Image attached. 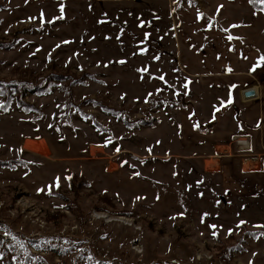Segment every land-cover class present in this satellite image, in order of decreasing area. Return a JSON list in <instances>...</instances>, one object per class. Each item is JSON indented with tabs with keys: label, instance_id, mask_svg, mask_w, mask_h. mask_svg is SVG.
<instances>
[{
	"label": "rangeland",
	"instance_id": "obj_1",
	"mask_svg": "<svg viewBox=\"0 0 264 264\" xmlns=\"http://www.w3.org/2000/svg\"><path fill=\"white\" fill-rule=\"evenodd\" d=\"M257 6L0 0V82L56 79L0 93V243L18 264H264L241 95L264 57Z\"/></svg>",
	"mask_w": 264,
	"mask_h": 264
},
{
	"label": "trees",
	"instance_id": "obj_2",
	"mask_svg": "<svg viewBox=\"0 0 264 264\" xmlns=\"http://www.w3.org/2000/svg\"><path fill=\"white\" fill-rule=\"evenodd\" d=\"M257 8L260 9L261 6L258 4ZM5 44H9V43H5ZM53 75L57 76L58 78L64 79V76H61L58 73ZM55 80H56L55 78L46 77L44 80L40 81L37 79L27 78L26 76L24 79L17 80L15 82H8V81L0 82V93L4 94L7 102H10L12 99L13 91L20 90L21 87H29L32 89V91L42 94V93L50 92L52 90L53 88L52 86L56 83ZM17 105L21 109L27 112L32 110H37L35 106L27 103L23 97L18 98ZM109 111L110 112L112 111V113H114L112 109H109ZM14 162L16 161H6L1 163H3L4 166H14ZM53 194L56 196L58 195L60 197L62 196L60 192H53ZM31 241L35 242L34 240ZM0 253L4 264H18L15 258V252H13L12 247L0 243ZM33 258L34 256L32 255V253L28 251L26 260L23 264H30V259Z\"/></svg>",
	"mask_w": 264,
	"mask_h": 264
},
{
	"label": "crops",
	"instance_id": "obj_3",
	"mask_svg": "<svg viewBox=\"0 0 264 264\" xmlns=\"http://www.w3.org/2000/svg\"><path fill=\"white\" fill-rule=\"evenodd\" d=\"M111 1V0H110ZM258 79L255 84L249 85L248 87H243L242 90L250 87H256L258 96L252 100H249V105H252V113L253 115L250 117L253 119L252 127L250 124L246 123L247 132H249L251 138H252V147L256 148L258 153L257 155L259 158L254 159L256 162H264L263 156V149H264V62L261 63V72L260 77L256 78ZM242 95V91H241ZM245 101V100H244ZM252 148V149H253ZM259 149V150H258ZM253 161V160H252ZM245 166L244 170L248 171L249 169ZM254 169V167H253ZM253 173V172H252Z\"/></svg>",
	"mask_w": 264,
	"mask_h": 264
},
{
	"label": "snow or ice",
	"instance_id": "obj_4",
	"mask_svg": "<svg viewBox=\"0 0 264 264\" xmlns=\"http://www.w3.org/2000/svg\"><path fill=\"white\" fill-rule=\"evenodd\" d=\"M249 2L250 3H253V4H259V5H261L260 11L264 12V0H249ZM229 39H232V37L230 36ZM260 59H261L262 62H264V57H261ZM160 79L163 80L164 78L161 76ZM185 87H187V85H185ZM228 103H231V100H229ZM110 142L111 141L109 140V143ZM117 151H119V149H117ZM66 179H71V177H66ZM59 182H60V178L57 177L56 180H55V186L56 187H59ZM51 188H52V185H49V191H51ZM240 223L243 224L245 222L244 221H241ZM209 227L215 229L216 228V225H210ZM258 227H264V225H259ZM231 231L232 230H229V234H231ZM212 234L215 236L216 235V232L213 231Z\"/></svg>",
	"mask_w": 264,
	"mask_h": 264
},
{
	"label": "water",
	"instance_id": "obj_5",
	"mask_svg": "<svg viewBox=\"0 0 264 264\" xmlns=\"http://www.w3.org/2000/svg\"><path fill=\"white\" fill-rule=\"evenodd\" d=\"M243 98L245 100H251L258 96L256 87L246 88L242 91Z\"/></svg>",
	"mask_w": 264,
	"mask_h": 264
},
{
	"label": "built area",
	"instance_id": "obj_6",
	"mask_svg": "<svg viewBox=\"0 0 264 264\" xmlns=\"http://www.w3.org/2000/svg\"><path fill=\"white\" fill-rule=\"evenodd\" d=\"M238 143H241V144H244L245 146H244V148H247V149H249L248 147H250V142H248L247 140H239L238 141ZM249 161H252V159H250V158H246V159H244L243 160V165L244 164H246L247 162H249ZM250 170H253V168L251 169H249L248 171H250Z\"/></svg>",
	"mask_w": 264,
	"mask_h": 264
}]
</instances>
